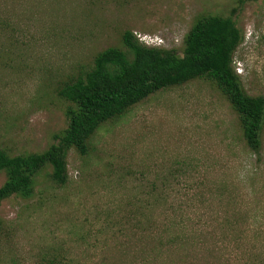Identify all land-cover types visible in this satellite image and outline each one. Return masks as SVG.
<instances>
[{
	"label": "rangeland",
	"instance_id": "1",
	"mask_svg": "<svg viewBox=\"0 0 264 264\" xmlns=\"http://www.w3.org/2000/svg\"><path fill=\"white\" fill-rule=\"evenodd\" d=\"M237 0H0V149L45 153L74 104L58 91L124 33L176 50L195 21ZM234 56L247 93L264 96V0L236 13ZM68 182L47 165L30 198L0 205V264H264V134L255 155L211 82L161 90L111 119ZM6 182L0 173V188Z\"/></svg>",
	"mask_w": 264,
	"mask_h": 264
},
{
	"label": "trees",
	"instance_id": "2",
	"mask_svg": "<svg viewBox=\"0 0 264 264\" xmlns=\"http://www.w3.org/2000/svg\"><path fill=\"white\" fill-rule=\"evenodd\" d=\"M198 18L186 34L181 54L176 50L149 46L133 32L123 35L127 50L109 48L101 52L91 70L58 91V96L75 105L67 109L68 127L55 135L57 144L45 153L10 156L0 149V173L6 182L0 188V205L12 195L30 198L33 177L47 165L58 185L68 182L66 152L75 148L85 155L88 140L101 124L124 115L134 105L167 88L205 79L214 84L238 115L242 137L248 148L263 150L264 96L247 93L237 73L234 56L244 43L236 13Z\"/></svg>",
	"mask_w": 264,
	"mask_h": 264
}]
</instances>
